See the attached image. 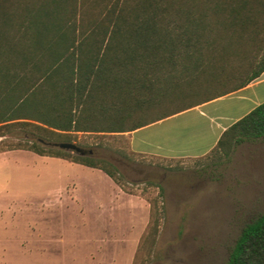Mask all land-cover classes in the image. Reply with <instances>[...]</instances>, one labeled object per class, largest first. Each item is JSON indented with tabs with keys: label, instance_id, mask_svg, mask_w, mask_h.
I'll use <instances>...</instances> for the list:
<instances>
[{
	"label": "rangeland",
	"instance_id": "rangeland-1",
	"mask_svg": "<svg viewBox=\"0 0 264 264\" xmlns=\"http://www.w3.org/2000/svg\"><path fill=\"white\" fill-rule=\"evenodd\" d=\"M260 32H244L237 38L244 51L223 60L225 71L246 65V56L257 53L255 39L263 35ZM233 80L218 84L216 90L230 87ZM174 87L165 102L124 121L125 126L151 123L136 133L135 145L188 153L200 151L212 139L211 133L198 129L201 122L195 111L152 123L207 93L206 89L188 91L187 81L182 80ZM235 100L225 98L216 105L237 113L243 105ZM105 115H96L88 126L120 125ZM130 132L78 131L72 140L91 148L89 155L115 166L119 184L115 183L123 196L100 168L30 150L0 155V196L5 205L0 212V239L12 241L0 245V264H222L227 260L244 224L264 211V136L234 144L228 155L215 146L201 155L165 156L133 149ZM16 141L12 134L0 136V148ZM147 198L154 201L152 211ZM29 234L28 243L14 241Z\"/></svg>",
	"mask_w": 264,
	"mask_h": 264
},
{
	"label": "trees",
	"instance_id": "trees-1",
	"mask_svg": "<svg viewBox=\"0 0 264 264\" xmlns=\"http://www.w3.org/2000/svg\"><path fill=\"white\" fill-rule=\"evenodd\" d=\"M259 30L257 53L225 71L223 60L244 51L237 38ZM263 69L264 0H0V136L17 139L5 147L97 167L118 184L108 160L46 142L147 124L124 121L165 102L177 80L188 91L206 89L201 102ZM104 111L120 125L90 128ZM261 136L264 101L229 124L215 146L228 155L234 144ZM222 264H264V211L244 224Z\"/></svg>",
	"mask_w": 264,
	"mask_h": 264
},
{
	"label": "crops",
	"instance_id": "crops-1",
	"mask_svg": "<svg viewBox=\"0 0 264 264\" xmlns=\"http://www.w3.org/2000/svg\"><path fill=\"white\" fill-rule=\"evenodd\" d=\"M229 97H234L236 99L235 101H238V103H241L243 105L242 109H240V111H238L237 113L231 112L229 110L221 111V110H219V106L216 105L218 101L225 99V98H229ZM262 101H264V69L261 71V73L257 77H255L254 79L249 81L247 84H245L244 86H242L238 89H235L233 91L224 93L222 95H219V96H216V97H213V98H210V99H207V100L195 103V104H191V105H189V106H187L181 110L173 112L169 115L161 117V118L157 119L156 121L152 122V123L162 122L166 119H170V118H172L176 115H179L181 113L188 112V111H195V113L199 116V119H200L199 122H201V125L198 127V129L202 132H207V133L212 134V139L209 141V143L206 145V147H204L200 151H197V150L194 151L193 150V151H188V153H165L162 150L163 148L161 149V146H159V145H157L156 147H158L161 150L151 149V148H148L146 145H142V144L141 145H135L136 133L141 131L142 129H144L145 127H147L151 123L144 124L140 127H137L135 129L131 130V132H130L131 147L137 151L152 152V153L162 154L165 156H170V155L196 156V155L205 154V153L209 152L215 146L217 139L219 138L220 134L229 124H231L233 121H235L236 119H238L239 117L244 115L246 112H248L255 105L259 104ZM207 106L211 107V109L208 108L209 109L208 111H207V109L204 108ZM190 148H187V149H190ZM16 149H18V150H29V149H25V148L3 147V148H0V155H7ZM187 149H183L182 152H187ZM30 151H32V150H30ZM189 152H195V153H189ZM73 163L85 165L83 163H79V162H75V161ZM85 166L92 167L89 165H85ZM94 169H96V167H94ZM106 175H108V174L106 173ZM112 181H113V188L116 187V192L119 195L123 196V193H124L123 190H121V188L115 183V181L113 179H112ZM74 185H75L74 183L71 185V189H72L71 192L72 193L75 192V189L73 188ZM67 187H69V186L67 185ZM114 190H115V188H114ZM76 200H78V198H76ZM10 204L7 205L8 208L10 207ZM4 206L5 205L3 204V200L1 199V196H0V212L4 211ZM31 239H32V237L29 234L27 236L25 235L23 237H19L18 240L15 239L14 241L15 242L17 241L18 243H25V242L28 243L29 241H31ZM8 242H12V241L11 240L4 241V240L0 239V245L6 244Z\"/></svg>",
	"mask_w": 264,
	"mask_h": 264
},
{
	"label": "water",
	"instance_id": "water-1",
	"mask_svg": "<svg viewBox=\"0 0 264 264\" xmlns=\"http://www.w3.org/2000/svg\"><path fill=\"white\" fill-rule=\"evenodd\" d=\"M46 143H48L50 145L58 146L61 148L73 150V151L78 152L80 154H90L92 152L91 148L83 147L74 141L60 140V141H48Z\"/></svg>",
	"mask_w": 264,
	"mask_h": 264
}]
</instances>
